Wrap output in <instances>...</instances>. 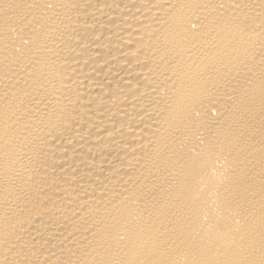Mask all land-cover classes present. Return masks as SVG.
<instances>
[{"label":"bare ground","instance_id":"6f19581e","mask_svg":"<svg viewBox=\"0 0 264 264\" xmlns=\"http://www.w3.org/2000/svg\"><path fill=\"white\" fill-rule=\"evenodd\" d=\"M0 264H264V0H0Z\"/></svg>","mask_w":264,"mask_h":264}]
</instances>
